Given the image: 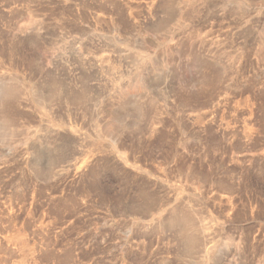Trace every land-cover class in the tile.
Wrapping results in <instances>:
<instances>
[{"label": "rangeland", "instance_id": "rangeland-1", "mask_svg": "<svg viewBox=\"0 0 264 264\" xmlns=\"http://www.w3.org/2000/svg\"><path fill=\"white\" fill-rule=\"evenodd\" d=\"M0 264H264V0H0Z\"/></svg>", "mask_w": 264, "mask_h": 264}, {"label": "bare ground", "instance_id": "bare-ground-1", "mask_svg": "<svg viewBox=\"0 0 264 264\" xmlns=\"http://www.w3.org/2000/svg\"><path fill=\"white\" fill-rule=\"evenodd\" d=\"M192 0H189L191 2ZM189 7V6H188ZM183 10V9H182ZM191 10V9H190ZM184 12V11H183ZM182 15V14H181ZM180 21V20H179ZM185 21V20H184ZM196 33V32H195ZM176 40V39H175ZM178 40V39H177ZM141 58L139 61H143L144 63L148 64V57L147 56H140ZM128 80V79H127ZM127 82V81H125ZM122 84V83H121ZM120 84V86H121ZM119 87V86H118ZM119 89V88H118ZM144 89V82H143V75L136 74L129 78L126 85L123 86V89L120 88V94H136L141 92ZM145 91V90H144ZM40 104V103H39ZM66 137V136H65ZM60 138V137H59ZM67 139V138H66ZM65 140V138H64ZM203 233V232H202Z\"/></svg>", "mask_w": 264, "mask_h": 264}]
</instances>
